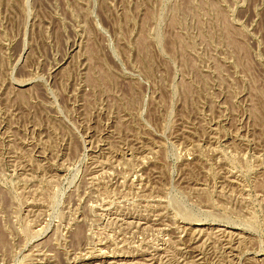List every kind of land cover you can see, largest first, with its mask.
Segmentation results:
<instances>
[{
	"label": "rangeland",
	"instance_id": "374dc122",
	"mask_svg": "<svg viewBox=\"0 0 264 264\" xmlns=\"http://www.w3.org/2000/svg\"><path fill=\"white\" fill-rule=\"evenodd\" d=\"M0 264H264V0H0Z\"/></svg>",
	"mask_w": 264,
	"mask_h": 264
},
{
	"label": "bare ground",
	"instance_id": "6f19581e",
	"mask_svg": "<svg viewBox=\"0 0 264 264\" xmlns=\"http://www.w3.org/2000/svg\"><path fill=\"white\" fill-rule=\"evenodd\" d=\"M82 235V234H81Z\"/></svg>",
	"mask_w": 264,
	"mask_h": 264
}]
</instances>
